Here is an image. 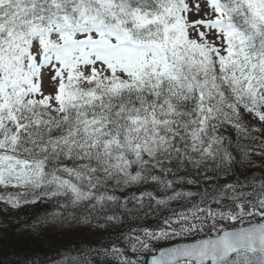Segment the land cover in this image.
Masks as SVG:
<instances>
[{
  "label": "snow or ice",
  "instance_id": "6c2138e0",
  "mask_svg": "<svg viewBox=\"0 0 264 264\" xmlns=\"http://www.w3.org/2000/svg\"><path fill=\"white\" fill-rule=\"evenodd\" d=\"M0 264H264V0H0Z\"/></svg>",
  "mask_w": 264,
  "mask_h": 264
},
{
  "label": "trees",
  "instance_id": "16d2710c",
  "mask_svg": "<svg viewBox=\"0 0 264 264\" xmlns=\"http://www.w3.org/2000/svg\"><path fill=\"white\" fill-rule=\"evenodd\" d=\"M15 221H13V223H14Z\"/></svg>",
  "mask_w": 264,
  "mask_h": 264
}]
</instances>
